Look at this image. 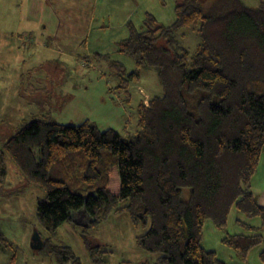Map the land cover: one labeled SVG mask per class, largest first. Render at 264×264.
<instances>
[{
	"label": "trees",
	"instance_id": "16d2710c",
	"mask_svg": "<svg viewBox=\"0 0 264 264\" xmlns=\"http://www.w3.org/2000/svg\"><path fill=\"white\" fill-rule=\"evenodd\" d=\"M174 3L171 24H158L146 13L143 26L130 25L118 43L136 66L126 74L113 62L118 88L127 91L142 70H153L162 88L138 104L134 134L43 117L23 122L0 145V192L8 157L25 183L44 192L36 217L50 239L40 237L41 247L58 263L80 264L70 246L52 241L77 211L89 226L111 212H127L135 226L144 227L136 240L157 255L152 264H226L201 245L207 220L241 261L257 246L264 261V207L250 186L264 154V4ZM184 28L197 32L192 52L180 44ZM233 208L260 224L236 219L243 232L230 234ZM10 245L0 233V247Z\"/></svg>",
	"mask_w": 264,
	"mask_h": 264
},
{
	"label": "rangeland",
	"instance_id": "374dc122",
	"mask_svg": "<svg viewBox=\"0 0 264 264\" xmlns=\"http://www.w3.org/2000/svg\"><path fill=\"white\" fill-rule=\"evenodd\" d=\"M46 1L50 10L44 11L38 0H0V145L23 122L43 117L62 124L89 121L101 131L113 129L122 137L134 134L138 104L160 95L162 88L153 70L140 71L128 83L127 91L118 88L113 62H119L126 74L136 69L134 60L118 50V43L128 36L130 25L135 29L143 26L146 13L158 24H171L175 19L174 0ZM241 1L248 7L264 4V0ZM52 15L69 27V41L62 43L56 35L44 36L42 42L28 40L23 30L29 26L42 28ZM180 34V44L194 51L197 32L184 28ZM81 58L87 60L86 65ZM5 167L0 233L11 245L0 247V264H63L48 255L44 246L34 248L31 243L35 231L43 240L50 239L36 217L37 198L44 192L25 183L8 157ZM188 194L189 190L183 189L182 199L186 200ZM238 214L231 209L226 227L230 234L242 231L233 223ZM82 220L83 215L78 214L75 222L65 221L52 239L55 244L70 246L80 264H152L155 260L156 254L138 246L136 237L144 227L135 226L127 212H111L94 226ZM222 235L207 220L202 247L216 248V256L226 264H257L253 258L256 247L243 262L220 244ZM88 244L99 246L91 250ZM258 262L264 264L261 259Z\"/></svg>",
	"mask_w": 264,
	"mask_h": 264
},
{
	"label": "crops",
	"instance_id": "0c3cea01",
	"mask_svg": "<svg viewBox=\"0 0 264 264\" xmlns=\"http://www.w3.org/2000/svg\"><path fill=\"white\" fill-rule=\"evenodd\" d=\"M38 2L40 3V6L39 7L41 9L42 8H45L44 11H46V9H49L48 7H46V4H45L47 2L46 0H38ZM21 3H25V1H22ZM22 9L23 10H27L28 7H23ZM62 25H63V27H61ZM23 31L25 32L24 35L27 36V39L28 40H34L36 42H42L43 41L42 39H43L44 36L51 38V35H56V39L57 40H59V41L61 40L62 43H66L67 41H69L70 36H71V32L69 30V27L68 26H65L62 23V20H56L54 18V16H53V18L50 21H47L45 23V26H43L40 29H34L32 26H29L26 29H24ZM81 59H83V60H81L82 64L85 63V65H86L87 60L85 58H81ZM21 80H22V78L20 77V82H21ZM250 186H251V191H252L253 195L256 197L258 203L261 206L264 207V155H262L260 157L257 170L254 173L253 177L251 178ZM78 214H82L83 215L82 222L84 220H88L87 219V216L85 215V213L83 211H77V212H75L73 214L74 219H75L76 215H78ZM235 218L238 219V220H240V221H245L246 220V221H248L250 224H252L254 226H258L260 224V221L258 219L247 220V219H245V217L242 214L236 215ZM228 219H229V217H228ZM236 219H234V220H236ZM227 223H228V221H227ZM233 223L236 224L235 221ZM235 231H236L235 233H241V232H243V231H240L239 232L238 229L235 230ZM261 234L264 237V228L262 229ZM221 238L222 237H220V240H219L220 241V244H221ZM203 248L204 249H207L205 247H203ZM261 248H262V246H257L256 247V251H255V253L253 255V258L256 259L257 264H259L258 259H259V254L261 252ZM208 250H213L215 253H218V250H216V248L208 249ZM222 252H225V251H222ZM228 257L230 259H232L231 255H228ZM219 259L221 261L225 262L224 259L223 260L221 258H219Z\"/></svg>",
	"mask_w": 264,
	"mask_h": 264
},
{
	"label": "water",
	"instance_id": "95a60500",
	"mask_svg": "<svg viewBox=\"0 0 264 264\" xmlns=\"http://www.w3.org/2000/svg\"><path fill=\"white\" fill-rule=\"evenodd\" d=\"M79 223V222H78ZM31 243L33 244V247H41L43 245V242L38 234L37 231L34 232L32 238H31Z\"/></svg>",
	"mask_w": 264,
	"mask_h": 264
}]
</instances>
